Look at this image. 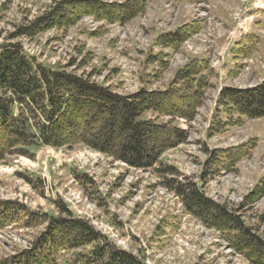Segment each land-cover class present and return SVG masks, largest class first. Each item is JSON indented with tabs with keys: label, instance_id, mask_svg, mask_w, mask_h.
I'll use <instances>...</instances> for the list:
<instances>
[{
	"label": "rangeland",
	"instance_id": "374dc122",
	"mask_svg": "<svg viewBox=\"0 0 264 264\" xmlns=\"http://www.w3.org/2000/svg\"><path fill=\"white\" fill-rule=\"evenodd\" d=\"M54 1L0 0V43L18 26L43 15ZM98 1L115 5L127 0ZM253 3L264 6V0H151L142 14L126 24L84 17L68 29L14 41L41 63L62 68L74 63L69 72L87 77L94 73L92 81L121 96L140 89L169 90L176 71L194 59L208 62L213 72H205L207 84L192 121H176V126L188 132L187 141L165 152L156 168L134 169L83 145L61 149L36 146L29 157L11 156L2 162L0 201H19L43 222L33 228L20 223L0 232V261L31 247L47 226L45 216H60V204L145 264H249L231 249L221 232L205 227L185 211L181 199L164 184L171 175L156 169L175 168L180 182H194L207 198L236 210L264 241V196L244 206L245 197L264 182V119L232 126L217 110L223 88L252 89L262 83L264 10L251 12ZM77 10H69L67 17H75ZM248 12L251 16L259 13L246 27L263 41L251 60H243L228 55L227 47L240 30V18L244 13L248 17ZM196 23L200 32L177 49L158 44L161 35ZM85 57L89 62L79 68ZM242 65H246L244 69L239 68ZM172 102L180 110L188 109L192 97L173 96L166 107ZM85 109L78 107L74 113L81 123L87 120ZM146 118H153L152 114ZM167 121L168 117L159 120ZM91 126L85 123L76 134L90 138ZM70 132L73 134V129H64V134ZM112 134L118 144L120 134ZM164 140L162 137L152 145L160 146ZM239 149L238 160L226 158L227 153L232 156ZM81 252L61 251L58 263L66 264Z\"/></svg>",
	"mask_w": 264,
	"mask_h": 264
},
{
	"label": "trees",
	"instance_id": "16d2710c",
	"mask_svg": "<svg viewBox=\"0 0 264 264\" xmlns=\"http://www.w3.org/2000/svg\"><path fill=\"white\" fill-rule=\"evenodd\" d=\"M150 1L127 0L106 5L98 0H56L43 15L18 26L0 43V164L11 156L29 157L30 149L36 146L61 149L83 145L134 169L146 170L156 168L165 152L187 141L188 132L176 126V121H192L200 107L207 84L205 72L210 75L213 72L208 62L194 59L178 69L169 90L140 89L131 96H121L92 81L94 73L87 77L69 72L68 68L74 63L66 68L41 63L24 52L21 43L14 42L23 37L35 38L53 29H68L84 17L126 24L142 14ZM76 8V16L68 18L69 10ZM198 32L197 23L185 24L161 35L157 42L177 49ZM259 42L254 34L244 36L232 49L234 58L251 59ZM88 62L85 57L79 68ZM186 94L192 97L188 109H178L175 102L166 107L173 96ZM78 107L88 111L86 125L94 123L90 127L93 130L90 138L76 134L85 124L74 114ZM217 107L227 117L228 125H240L245 119H264V81L252 89L223 88ZM149 113L153 118H146ZM161 117H168L169 121L159 122ZM65 128L73 129L74 133L64 134ZM114 132L121 136L118 144L113 138ZM162 137L165 140L160 146L152 145ZM239 150L238 155H232L236 157L227 153L226 158L238 160L242 149ZM156 170L171 175L164 184L181 199L188 214L205 227L221 232L231 249L249 264H264L262 236L249 227L236 210L230 211L207 198L196 183L186 179L187 182H180L175 168ZM263 196L264 182L245 197L244 206L256 203ZM58 209L60 216L48 219L45 216L47 226L29 249L1 260L0 264H59L60 252L64 250H82L66 264H145L132 253L118 248L87 221L74 217L64 206L59 204ZM42 222L23 203L0 201V232L20 223L25 228H33Z\"/></svg>",
	"mask_w": 264,
	"mask_h": 264
},
{
	"label": "crops",
	"instance_id": "0c3cea01",
	"mask_svg": "<svg viewBox=\"0 0 264 264\" xmlns=\"http://www.w3.org/2000/svg\"><path fill=\"white\" fill-rule=\"evenodd\" d=\"M250 10H253V8H251ZM257 16H258V14H257ZM257 16H256V17H257ZM259 16H260V15H259ZM250 26H251V25H250ZM248 33H249V32H248ZM240 38H241V37H239V39H236L235 41L229 43V45H228V47H227V51H228L227 54L230 55L231 57H232V49H233V47L235 46V44L240 40ZM260 38H261V37H260ZM262 41H263V38L260 39V45L262 44ZM230 60H231V59H230ZM250 68H251V66H248V67H247V70L250 69ZM253 68H254V67H253ZM262 74H263V75H262L263 78L261 79V81L264 80V72H262Z\"/></svg>",
	"mask_w": 264,
	"mask_h": 264
}]
</instances>
